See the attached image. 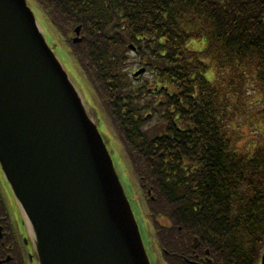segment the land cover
<instances>
[{
  "label": "trees",
  "instance_id": "1",
  "mask_svg": "<svg viewBox=\"0 0 264 264\" xmlns=\"http://www.w3.org/2000/svg\"><path fill=\"white\" fill-rule=\"evenodd\" d=\"M32 2L120 142L164 261L187 264L208 250L214 264H260L264 134L242 148L234 123L256 103L264 124V0ZM191 41L205 47L192 50ZM211 66L217 81L206 77ZM135 67L146 75L134 79ZM1 213L14 244L7 254L26 264Z\"/></svg>",
  "mask_w": 264,
  "mask_h": 264
},
{
  "label": "water",
  "instance_id": "2",
  "mask_svg": "<svg viewBox=\"0 0 264 264\" xmlns=\"http://www.w3.org/2000/svg\"><path fill=\"white\" fill-rule=\"evenodd\" d=\"M96 119L27 0H0V167L36 264H151Z\"/></svg>",
  "mask_w": 264,
  "mask_h": 264
},
{
  "label": "rangeland",
  "instance_id": "3",
  "mask_svg": "<svg viewBox=\"0 0 264 264\" xmlns=\"http://www.w3.org/2000/svg\"><path fill=\"white\" fill-rule=\"evenodd\" d=\"M28 5L32 8L34 11L37 20L40 22L42 29L45 32L46 39L49 44H52V47H54L53 44H56V54L62 64L64 65L66 71L70 76H72L76 81L78 82V85L80 89L83 91L87 102L90 104V107L95 106L98 111H100V108L98 106V103L94 100V97L91 93L90 86L83 82V78L80 75L79 70L77 69L72 57L68 54V51L62 47V45L58 42L56 38V32L55 28L53 27L52 23L47 20V17L39 12L35 5L33 4L32 0H28ZM198 41H191L190 48L195 51H201L205 45L203 42L200 44H197ZM198 45H201L200 48H198ZM206 77L209 81H213L214 79L218 78V73L216 75L215 68H212L209 72L206 74ZM79 80L82 81L85 88H83ZM252 88L247 91V96L245 99L246 105H249L254 102L253 100V94H251ZM92 103V104H91ZM252 107H247L246 112L244 115L239 118L235 123L234 127L237 128V130L241 131L242 140L240 142V146L242 148L249 147V144L253 143V138H259L261 134H264V124L261 122V118L254 117L257 114V104L253 103ZM93 121H95L94 117ZM99 131L102 135H105L106 138L110 141V148L114 151V154L112 155L114 162L119 167L120 171L123 172V183L127 192V195L131 201V207L133 210V213L135 215V218L137 220V223L139 225V229L142 235V239L145 245V248L147 250V254L149 256L151 264H164L162 262V259H159L157 252L155 251V248L152 245V226L147 218V214L145 211V208L143 206V202L140 199V190L138 186V180L134 176L133 172L130 169V166L126 160L125 155L121 151V149L118 147L117 140L110 134V129L107 125V123L104 120H101ZM0 195L3 198L4 204L11 216V219L17 229V231L21 232L23 230V223L26 222L25 217L21 220V210L19 205L17 204L12 191L7 184L2 171L0 169ZM26 224V223H25ZM27 226V224H26ZM28 228V226H27ZM28 264H33L32 262H29Z\"/></svg>",
  "mask_w": 264,
  "mask_h": 264
},
{
  "label": "flooded vegetation",
  "instance_id": "4",
  "mask_svg": "<svg viewBox=\"0 0 264 264\" xmlns=\"http://www.w3.org/2000/svg\"><path fill=\"white\" fill-rule=\"evenodd\" d=\"M0 227L3 229V238L0 240V246H1V247L4 246V248H5V249L0 248V260H1L2 262H4V264H7V263H5L6 259H7L9 256H12V255H10V254H7V252H8L9 249H12V248H13L14 244L12 243L11 234L8 233V232L5 230V227H4L3 225L0 224ZM6 235H8V236H7V237H8V243L5 244V243H2V242L5 240ZM17 236H18V238H20V234L17 235ZM20 243H21V242H20ZM4 254H6L5 257L3 256ZM204 254H205V253H204ZM192 258H193L194 260H196V261H194V262L197 263V264H207V262H208V261H207V256H206V255L201 256L200 254H196V255H194ZM208 258L210 259V255H209Z\"/></svg>",
  "mask_w": 264,
  "mask_h": 264
},
{
  "label": "bare ground",
  "instance_id": "5",
  "mask_svg": "<svg viewBox=\"0 0 264 264\" xmlns=\"http://www.w3.org/2000/svg\"><path fill=\"white\" fill-rule=\"evenodd\" d=\"M209 63V62H208ZM211 65H213V64H211ZM116 169H117V171H118V174L120 175V172H119V169L116 167ZM3 213L4 215H6L7 217H9V212H8V210H7V208H6V206H5V204H1L0 205V213ZM1 213V214H2ZM2 214V215H3ZM10 230L13 232V233H15V229L11 226L10 227ZM151 263V262H150Z\"/></svg>",
  "mask_w": 264,
  "mask_h": 264
}]
</instances>
